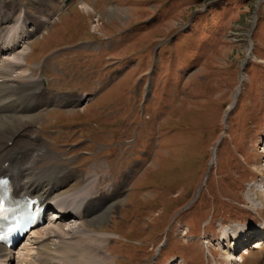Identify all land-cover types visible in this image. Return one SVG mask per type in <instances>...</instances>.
I'll list each match as a JSON object with an SVG mask.
<instances>
[{
	"label": "rangeland",
	"instance_id": "374dc122",
	"mask_svg": "<svg viewBox=\"0 0 264 264\" xmlns=\"http://www.w3.org/2000/svg\"><path fill=\"white\" fill-rule=\"evenodd\" d=\"M0 11L12 15L1 34L35 30L8 78L52 101L26 131L46 152L35 169L96 177V203L112 199L85 220L112 235L104 264H264V0H0ZM81 221L56 235L47 221L10 264H42L44 243L52 264H91L66 259L94 262Z\"/></svg>",
	"mask_w": 264,
	"mask_h": 264
},
{
	"label": "bare ground",
	"instance_id": "6f19581e",
	"mask_svg": "<svg viewBox=\"0 0 264 264\" xmlns=\"http://www.w3.org/2000/svg\"><path fill=\"white\" fill-rule=\"evenodd\" d=\"M8 15L7 11H0V23L8 22L12 17V15ZM22 16L26 17L24 14ZM26 31V27H24V32L18 30L16 34L12 33V31L1 34L0 30V62H2L0 63V177H11L14 196L19 197L26 194L39 196L43 200V204L51 205V208L56 211V216L55 218H51L50 221L54 223L59 221V223L57 227L53 226L51 228L50 226H45V230L48 231L49 235L58 234L61 226L68 224L73 218L82 220L79 223L84 225L86 229L84 235L78 240V246L85 250L87 255L93 258L94 262H91V259L84 258L78 251L66 255V259L69 261L87 260L91 264L107 263V252L100 250L99 243L101 240L103 242L107 241L112 235L106 232L91 234L89 230L94 225H92V222L91 225L85 222L87 220L86 217H92L93 214L101 212L104 205H109V202L112 200L105 198V201L99 204L96 203L98 198L96 193H94L97 186V182L94 181L96 177L82 180L83 177H73L63 169H56L48 173L38 172L35 169V157L39 155L43 158L46 152L44 146L38 147L36 144H33L37 140L34 139L35 137L29 136V133H26V131H31L35 124L43 123V117L46 114L45 109L52 101H43V92L35 84L31 85V88H28V86H20L16 79L8 78L11 75V68L13 66L21 67L24 63H21L20 60L23 59L25 61L26 58L23 56L29 53L26 52L27 49L25 48L15 53V49L20 47L21 44L27 43V40L35 30H31L32 33H26ZM8 52V55L13 54L14 58L3 59L4 54ZM25 63L27 62L25 61ZM60 101H64V99H60ZM22 140H29V143L25 145L27 143L25 141L22 145L18 144V141L22 143ZM9 142H13L12 145H9ZM71 182H73V185L83 182V185L80 186L78 191L63 195L62 190L71 186ZM59 195H62L60 196L61 198L57 197ZM107 212L109 211H105L101 215L95 216V218L93 217V222H99V219L105 220L108 216ZM37 230L32 231L31 235L34 236ZM38 235L35 238L39 237ZM237 242L240 243V240ZM43 246L49 247L45 243L39 247L42 255L39 259L42 264H52L49 261L51 256L48 253L41 252ZM255 246H264V238L256 240ZM245 252L250 254L248 250H245ZM12 253V250L10 251L3 245H0V261H4V263L0 264H10L14 257ZM64 254L62 253L61 257ZM234 255L233 252L229 253L232 259H235ZM27 261L26 257L23 264H28Z\"/></svg>",
	"mask_w": 264,
	"mask_h": 264
}]
</instances>
